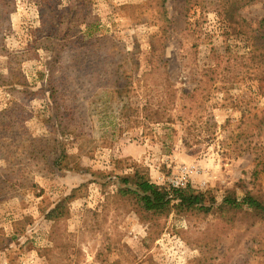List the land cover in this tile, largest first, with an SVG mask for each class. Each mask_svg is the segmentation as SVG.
<instances>
[{
  "label": "rangeland",
  "instance_id": "1",
  "mask_svg": "<svg viewBox=\"0 0 264 264\" xmlns=\"http://www.w3.org/2000/svg\"><path fill=\"white\" fill-rule=\"evenodd\" d=\"M198 1L0 0V264H264V212L222 204H264L263 68L247 28ZM238 15L259 29L264 0ZM52 88L75 99L73 171L27 159L54 134ZM137 167L212 211L144 212L116 194ZM63 200L69 215L48 220Z\"/></svg>",
  "mask_w": 264,
  "mask_h": 264
},
{
  "label": "trees",
  "instance_id": "2",
  "mask_svg": "<svg viewBox=\"0 0 264 264\" xmlns=\"http://www.w3.org/2000/svg\"><path fill=\"white\" fill-rule=\"evenodd\" d=\"M258 0H199L197 6L202 10L213 9L217 11V15L221 18L224 30L229 29V24L242 23L247 28L246 31H241L240 28L236 29L238 35H243L247 41L251 43V58L254 64L262 67L264 74V19L259 29H252L251 26L245 23L238 15L240 5L253 4ZM159 2V1H158ZM190 0H187V4ZM158 17L168 20L167 11L162 7L156 12ZM233 20L235 22H233ZM135 65V64H134ZM261 81V79L259 80ZM259 94L264 96V89L259 87ZM51 103L50 107L54 121V134L49 138H34L27 153L29 161L43 160L48 166L47 172L54 173L55 171H73L78 168L76 162L73 164L72 160L76 157L69 151L70 140L69 137L78 136L77 129L72 125V107L68 105V101H74V97L60 95L57 96V90L52 88L50 93ZM64 110V111H63ZM68 113V114H67ZM51 120V121H52ZM53 122V121H52ZM45 143V144H44ZM256 166L253 170V179L259 178L264 174V157L257 155L255 157ZM140 167L135 168L134 173L131 175L117 177L119 188L116 194L128 200H133L144 212L151 215H159L169 213L171 209H178L183 212L199 211L208 213L212 211L213 204H207L206 195L204 192L195 191L190 186L184 188H167L161 187L153 183L148 174ZM33 179L28 176L25 178V183L21 186L22 189L28 191L35 188ZM12 192L17 190L14 184L7 187ZM4 187L2 190H4ZM237 199L226 197L223 199L222 204L232 208H238V205H246L253 209L255 212H264V204L254 195L247 193L242 200L238 203ZM213 203V202H211ZM69 215L67 209V200L59 202L53 209H51L46 218L52 222H58L62 218Z\"/></svg>",
  "mask_w": 264,
  "mask_h": 264
},
{
  "label": "built area",
  "instance_id": "3",
  "mask_svg": "<svg viewBox=\"0 0 264 264\" xmlns=\"http://www.w3.org/2000/svg\"><path fill=\"white\" fill-rule=\"evenodd\" d=\"M182 186H184V184L183 183H177V185L175 186L176 188H181Z\"/></svg>",
  "mask_w": 264,
  "mask_h": 264
}]
</instances>
